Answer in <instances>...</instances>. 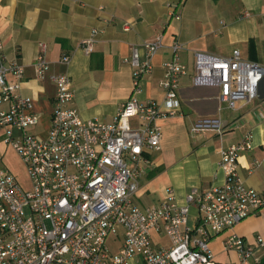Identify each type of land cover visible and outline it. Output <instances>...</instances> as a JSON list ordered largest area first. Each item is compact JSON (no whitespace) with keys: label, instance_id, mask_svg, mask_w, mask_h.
<instances>
[{"label":"built area","instance_id":"1","mask_svg":"<svg viewBox=\"0 0 264 264\" xmlns=\"http://www.w3.org/2000/svg\"><path fill=\"white\" fill-rule=\"evenodd\" d=\"M128 29L124 23L123 30ZM94 43L92 32L81 40L80 48L88 55ZM162 47L161 34L142 45L143 58L138 47H131L134 92ZM38 48L33 73L41 80L50 64L46 44L40 42ZM182 49L174 42L171 58L163 64L162 105L130 97L110 123L83 119L72 106L68 76L49 74L55 93L43 135L31 133L41 122L32 98L18 93L23 67L0 62V137L21 161L29 182L28 188L23 187L0 167V264H217L209 246L212 237L264 213V194L247 187L238 175V156L251 148L250 135L221 151L222 185L201 193L190 191L184 205L175 202L170 188L158 204L132 203L143 152L160 148L162 134L156 121L178 114L179 79L186 73L179 59ZM69 59L65 55L59 62L67 64ZM263 75L262 66L241 59L238 51L225 58L194 54L193 85L217 87L218 100L230 109L256 98ZM203 130L222 133L218 119L202 118L191 129ZM191 205L199 213L194 228L187 227ZM154 235L164 236L168 245L160 246ZM222 247L237 254V264H259L254 255L257 249L264 250V238L247 242L231 235Z\"/></svg>","mask_w":264,"mask_h":264},{"label":"crops","instance_id":"2","mask_svg":"<svg viewBox=\"0 0 264 264\" xmlns=\"http://www.w3.org/2000/svg\"><path fill=\"white\" fill-rule=\"evenodd\" d=\"M124 23L129 24L128 30H123ZM92 32L94 47L86 55L80 42ZM158 34L163 37V47L134 92L131 47H138L143 58L142 45ZM40 42L46 44L50 68L43 79L36 80L33 63ZM174 42L183 46L179 59L186 66L179 79L178 114L156 121L162 134L160 148L143 152L132 203L139 207L158 204L170 188L175 202L184 205L190 191L201 193L222 185L220 153L247 135L251 148L239 153L238 175L247 187L264 194V75L256 98L248 104L237 103L234 109L218 100L217 87L192 83L196 52L225 58L238 51L241 59L264 68V0H0V62L23 67L18 93L32 98L34 110L41 116H49L52 110L55 88L48 79L51 73L68 76L72 106L85 120L110 123L130 97L141 103L153 99L162 105L159 81ZM65 55L69 62L61 64ZM202 118L218 119L222 133L192 132ZM198 221L197 208L191 205L187 227L194 228ZM231 235L247 242L264 238V213L249 216L212 237L209 246L217 264L238 263L237 254L222 247ZM153 238L160 246L168 245L164 236ZM263 257L264 250L257 249L254 259Z\"/></svg>","mask_w":264,"mask_h":264},{"label":"rangeland","instance_id":"3","mask_svg":"<svg viewBox=\"0 0 264 264\" xmlns=\"http://www.w3.org/2000/svg\"><path fill=\"white\" fill-rule=\"evenodd\" d=\"M41 107H43L41 105ZM49 116L47 113L41 116V122L39 126H37L34 130H31L32 134L43 135L46 132L47 125H48ZM0 167L9 171L15 178L19 181V183L25 187H29V182L26 177L23 165L14 151L9 148L5 147L2 144V138L0 137ZM109 245H112L113 242L110 240L108 242ZM154 245V242H153ZM116 244H114V248L111 246L112 251H116ZM155 247V246H154Z\"/></svg>","mask_w":264,"mask_h":264},{"label":"trees","instance_id":"4","mask_svg":"<svg viewBox=\"0 0 264 264\" xmlns=\"http://www.w3.org/2000/svg\"><path fill=\"white\" fill-rule=\"evenodd\" d=\"M264 261V257L260 260V263Z\"/></svg>","mask_w":264,"mask_h":264},{"label":"water","instance_id":"5","mask_svg":"<svg viewBox=\"0 0 264 264\" xmlns=\"http://www.w3.org/2000/svg\"><path fill=\"white\" fill-rule=\"evenodd\" d=\"M259 264H264V261H263V262H261V263H259Z\"/></svg>","mask_w":264,"mask_h":264}]
</instances>
